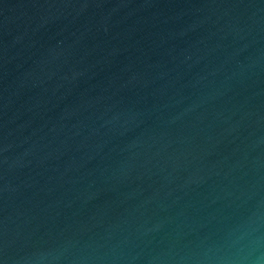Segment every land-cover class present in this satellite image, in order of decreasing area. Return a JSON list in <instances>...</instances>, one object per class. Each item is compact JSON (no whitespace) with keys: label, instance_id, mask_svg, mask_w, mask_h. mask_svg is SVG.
Here are the masks:
<instances>
[{"label":"water","instance_id":"obj_1","mask_svg":"<svg viewBox=\"0 0 264 264\" xmlns=\"http://www.w3.org/2000/svg\"><path fill=\"white\" fill-rule=\"evenodd\" d=\"M0 264H264V0H0Z\"/></svg>","mask_w":264,"mask_h":264}]
</instances>
